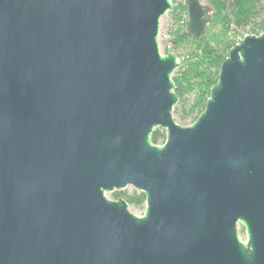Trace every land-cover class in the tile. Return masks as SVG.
<instances>
[{
	"label": "water",
	"instance_id": "water-1",
	"mask_svg": "<svg viewBox=\"0 0 264 264\" xmlns=\"http://www.w3.org/2000/svg\"><path fill=\"white\" fill-rule=\"evenodd\" d=\"M183 3L202 38L213 11ZM171 10L0 0V264H264V29L182 127L177 56L158 45ZM127 187L143 214L108 199Z\"/></svg>",
	"mask_w": 264,
	"mask_h": 264
},
{
	"label": "trees",
	"instance_id": "trees-1",
	"mask_svg": "<svg viewBox=\"0 0 264 264\" xmlns=\"http://www.w3.org/2000/svg\"><path fill=\"white\" fill-rule=\"evenodd\" d=\"M208 6L213 11V20L218 21L221 27L218 37L214 35L208 38L206 32L202 38H190L186 30H182L173 38L176 48L184 42L185 45L190 44L188 50L190 61L187 68L183 71L179 68L172 81L174 94L179 102L177 104L181 103L184 115L190 116L196 112L193 122L204 110L210 90L217 83L219 67L233 48L232 42L226 36L230 27L234 32L238 28L245 27L252 30L259 29L261 32L264 29V0H208ZM178 8L183 12L186 11L185 6ZM256 19L260 20L255 22ZM189 94H194L191 101L186 99ZM164 140V133L155 131L152 133V144L157 145ZM112 198L114 201L123 199L136 209H143L145 202L144 195L136 191L128 196L123 192H114Z\"/></svg>",
	"mask_w": 264,
	"mask_h": 264
},
{
	"label": "rangeland",
	"instance_id": "rangeland-1",
	"mask_svg": "<svg viewBox=\"0 0 264 264\" xmlns=\"http://www.w3.org/2000/svg\"><path fill=\"white\" fill-rule=\"evenodd\" d=\"M202 4H208V0H201ZM213 13H211V19L210 23L207 26V37L208 38H212V36L214 37V35L216 37H218L220 35V31H221V27L218 21L213 20ZM184 16V12L182 10H179V8H177L176 10H174L173 12H167L164 17L161 18L160 20V25H159V32L164 34L166 33L172 43H173V38L174 36L182 30H185V26L187 24V20H184L183 18ZM260 19H256L255 22H258ZM261 34V31L259 29H251L249 27H245V28H238L236 29V31L234 32L233 30L231 31V27L230 30L227 32L226 36L227 38L232 42L233 47L236 45V43L238 42L239 39L244 38L245 36H249V35H259ZM174 46V43H173ZM190 48V44H186L185 42L181 45H179L178 48H176L174 46L175 51L178 53V57L180 58V65L179 68L181 71L185 70L187 68V64L190 61L188 59V57H190L188 55V50ZM229 54V53H228ZM179 68L174 72L173 77H175L177 75V72L179 70ZM194 94H189L186 96L187 100H192ZM179 103V102H177ZM183 107H181V103L180 104H176V106L174 107L173 113H172V117L174 122L182 127H186L190 124L193 123V118L196 116V112H194L192 115L190 116H186L184 115V111H183ZM155 132H159V133H164L165 135V131L162 129H156ZM163 144L162 143H158L157 146H161ZM133 191H135L132 187H128L124 194L125 195H130ZM114 193V192H113ZM108 199H113L112 198V193H108ZM128 210H137V216L144 211V206L143 209H136L133 208L131 205L128 206ZM237 233H238V237L239 240L243 243L246 242L247 237H246V233L244 228L242 227L241 224H238L237 226Z\"/></svg>",
	"mask_w": 264,
	"mask_h": 264
},
{
	"label": "built area",
	"instance_id": "built-area-1",
	"mask_svg": "<svg viewBox=\"0 0 264 264\" xmlns=\"http://www.w3.org/2000/svg\"><path fill=\"white\" fill-rule=\"evenodd\" d=\"M169 2L172 5V10L170 12H173L174 10H176L180 6H185L183 3V0H169ZM183 18H184V20H187V12L186 11L184 12ZM242 39H239L238 42L241 41ZM238 42L236 44H238ZM158 45H159V50H160L161 55L165 56V55L170 54V53L175 54L177 56V62L180 65V58L178 57V53L175 51L173 43H172L170 37L166 33L162 34L159 32ZM190 125H188V126H190ZM127 188H125L124 190H122L120 192L124 193ZM143 213H144V211H142L139 215H141Z\"/></svg>",
	"mask_w": 264,
	"mask_h": 264
}]
</instances>
